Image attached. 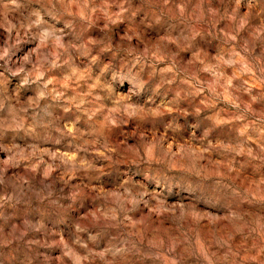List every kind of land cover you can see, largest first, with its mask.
Wrapping results in <instances>:
<instances>
[{
	"label": "clouds",
	"instance_id": "clouds-1",
	"mask_svg": "<svg viewBox=\"0 0 264 264\" xmlns=\"http://www.w3.org/2000/svg\"><path fill=\"white\" fill-rule=\"evenodd\" d=\"M0 264H264V0H0Z\"/></svg>",
	"mask_w": 264,
	"mask_h": 264
}]
</instances>
